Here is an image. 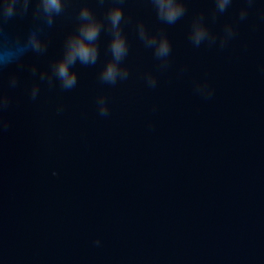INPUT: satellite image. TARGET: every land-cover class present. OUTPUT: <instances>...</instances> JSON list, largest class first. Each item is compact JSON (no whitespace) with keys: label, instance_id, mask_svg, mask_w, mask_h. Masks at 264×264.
<instances>
[{"label":"water","instance_id":"1","mask_svg":"<svg viewBox=\"0 0 264 264\" xmlns=\"http://www.w3.org/2000/svg\"><path fill=\"white\" fill-rule=\"evenodd\" d=\"M87 2L100 17L109 6ZM79 7L75 0L44 28L45 54L28 52L0 72V91L11 98L3 113L9 127L0 131V264H264V0L244 21V0L215 20L214 0H186L175 25L161 24L148 0H126L129 79L100 83L110 59L102 32L100 59L75 66L74 89L41 82L32 100ZM199 15L216 44L190 42ZM137 20L167 32L166 70L138 40ZM227 24L236 35L221 47ZM40 26L31 13L10 20L0 47ZM11 75L19 78L15 88ZM205 83L210 97L197 91ZM101 95L106 117L98 114Z\"/></svg>","mask_w":264,"mask_h":264},{"label":"clouds","instance_id":"2","mask_svg":"<svg viewBox=\"0 0 264 264\" xmlns=\"http://www.w3.org/2000/svg\"><path fill=\"white\" fill-rule=\"evenodd\" d=\"M74 2L75 0H0V36L4 34L5 25L16 17L23 18L31 13L33 20L41 22V26L30 30L26 38L23 40L17 38L14 47H0V72L9 65L18 63L28 52L45 54L48 50V42L42 37L44 28L53 27L58 18L67 16ZM79 2L80 7L74 18L75 27L64 39L62 55L52 61L49 69L39 72V82L34 83L31 88L32 100L37 99L41 82L46 83L49 88H54L58 84L63 91L74 89L78 84V72L74 70L75 66L77 64L95 66L100 59L102 32L110 36L106 49L110 59L99 72L100 83L115 86L118 82L129 79L130 69L123 63L130 50L124 25L132 23L131 16H125L123 5L126 0H95L98 7L103 8L105 4L109 5L102 17L89 6L87 0H79ZM148 2L155 11L156 19L164 25H175L187 12L186 0H148ZM232 2L233 0H214L213 20L225 13ZM244 2L246 7L240 10V21L247 19L249 9L255 4V0H244ZM135 31L144 47L152 50L160 69L166 70L172 53V44L167 32L164 30L150 32L142 20L135 22ZM235 35L234 26L225 25L223 36L219 38L220 46L224 47ZM189 40L195 47H199L204 42H207L209 46L216 44L217 36L210 31L203 15L193 18ZM30 72L33 77H36L37 66L33 65ZM144 80L150 88L157 86V78L151 73L145 74ZM18 84L19 78L11 75L8 81L9 87L15 88ZM197 91L208 97L212 94L206 83L198 84ZM10 104V96L0 91V131L7 130L9 127V122L4 119L3 113ZM96 104L100 116L109 115V105L105 96L97 97ZM57 111L62 112V106ZM94 243L99 246L101 241L96 240Z\"/></svg>","mask_w":264,"mask_h":264}]
</instances>
